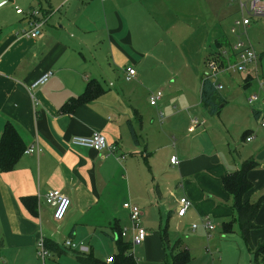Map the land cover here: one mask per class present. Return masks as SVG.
I'll list each match as a JSON object with an SVG mask.
<instances>
[{"label": "crops", "instance_id": "crops-1", "mask_svg": "<svg viewBox=\"0 0 264 264\" xmlns=\"http://www.w3.org/2000/svg\"><path fill=\"white\" fill-rule=\"evenodd\" d=\"M65 1L69 2V12L73 4L78 7L72 19L57 27L44 25L50 13L44 9V23L37 38L23 36L28 26L25 16L15 12L16 20L6 19L5 5L15 3L6 0L0 5V137L9 121L19 134L23 151L35 143L41 148L39 154L22 151L10 170L0 169V259L11 264H43L51 256V249L42 259L37 254V240L59 244V238L66 234V239L72 240L78 225L99 226L105 218L109 225L114 221L113 228L122 237L120 222H130L122 205L129 202L141 207L142 226L148 213L158 211L168 218L198 220L208 233L217 227L223 235H233L241 247L235 252V264H251L254 254L240 238L233 198L222 178L252 158L257 165L246 173L252 187L242 200L253 202L264 195V126L247 131L245 137L253 138L236 162L230 142L228 150L221 149L215 139H201L199 131L189 135L200 124L196 121L189 125L190 111L197 102L172 108L163 102L158 104L162 93L151 116L138 109L123 87L100 81L102 76L116 79L117 57H129L130 49L142 58L158 61L152 51L143 48L164 37L176 39L180 30L192 26L191 15L198 12L199 2L207 6L210 0H195L196 6L194 0ZM69 30L77 38L68 35ZM222 36L227 38L224 34L219 38ZM45 70H52L53 76L31 90L30 83ZM129 80L147 93L137 72ZM89 82L100 90L99 94L71 109H61L71 98L83 94ZM200 88L201 81L198 105L207 111L200 101ZM262 111L263 105L252 109L259 119ZM181 116L189 120L187 132L182 134L172 124ZM95 131L105 136L108 146H114L113 151L71 143L72 137L89 136ZM172 132H177L178 138L171 148L166 138ZM171 156H176L177 164L170 162ZM51 189L61 191L70 200L61 221L53 219V207L45 201ZM181 197H187L191 206L183 216H177ZM205 217L211 220L213 230L204 226ZM254 221L258 228L249 232V238L255 246L264 239V200ZM193 225L196 227L192 229H197L198 225ZM125 229L126 233L132 232L131 228ZM153 238L162 243V233L154 236L147 230L143 244L149 247ZM84 252L88 253L86 247ZM255 257L264 263V250Z\"/></svg>", "mask_w": 264, "mask_h": 264}, {"label": "rangeland", "instance_id": "rangeland-1", "mask_svg": "<svg viewBox=\"0 0 264 264\" xmlns=\"http://www.w3.org/2000/svg\"><path fill=\"white\" fill-rule=\"evenodd\" d=\"M11 1L24 10L30 6L35 7L40 10L41 15L44 9L50 10L44 25L48 23V25L56 27L67 19L71 20L73 10L78 9L73 6L76 4H73L70 6L71 11L69 12L67 9L69 2L65 0ZM236 2L237 0H210L207 2V6H202L199 2L198 12L191 15L192 26H185L180 30L176 39L164 37L163 41L153 42L149 47L143 48L144 51H152L158 61L142 58L130 49L129 57H117L118 74L116 79L114 77L103 79L104 76H102L100 81L103 84L112 82L118 87H123L130 92L129 95L131 94L130 96L138 109L141 112H148L151 116L155 113V106L149 104V96L158 90L163 93V98L158 101V104L163 102L172 108L174 105L179 108L188 102H197L193 110L190 111V115L192 120L196 119L197 124H200L196 131L189 132V135L199 131L201 139L207 140V137L211 140L215 139L214 142L220 145L218 148L221 149L228 150L227 141L230 142V153L238 162L242 153H245L249 147V143L244 141L247 131L261 127L259 118L253 115L252 109L262 108L263 103L261 100L250 103L248 98L253 94H258L261 98L262 90H260L258 79L254 75L246 76V72L220 73L214 78L208 65L210 58L215 57L221 50L215 43L217 37L219 38L222 34L226 35L231 45L239 35H242L246 43H250L253 49L261 54L258 73L264 77V16L253 17L246 28V33L243 34V28L238 27L236 34H231L230 28L233 22L236 19H241ZM192 3L193 6L197 4L195 0ZM15 4L13 6L5 5L6 19L16 20ZM228 4L230 5L228 6ZM204 9H209V11L203 13ZM68 35L77 38L72 30H69ZM127 66L134 68L138 77L140 75V81L147 91L146 94L141 89H137L133 82L126 80L124 70ZM207 76L222 84L219 92L224 99V106L220 108L219 113L210 114L198 105L200 78ZM164 115H166L165 112H163ZM188 122L189 120L186 122V119L181 116L173 120L172 124L182 134L187 132ZM191 122L189 125L192 124ZM177 138V132H172L166 138L171 148L174 147L172 143H176ZM142 222L150 235L155 236L158 232H166L169 248L178 241L174 250L178 251L180 257L187 258L181 264H235L238 261L235 252L241 250V247L236 237L223 235L217 227L208 233L198 220H178L172 216L168 218L166 214L161 216L158 211L148 213L147 218H144ZM110 223L109 225L105 218L99 226L78 225V233L74 237L71 236V239L79 248L86 247L87 254H92L100 262L106 263L108 257L115 258L118 253L116 244L118 236L116 229L113 228L115 227L114 221L111 220ZM192 223L198 225L197 229H192ZM119 227L123 230L130 229L131 223L120 222ZM66 238L67 234L59 238V245L64 253L58 254L51 250V256L43 264H80L74 257L75 250L65 248L61 244ZM121 238L125 242H131L132 232L129 230ZM152 240L154 241L149 247L145 246L143 242L130 247L129 252L133 253L136 264H172L171 251L167 245L163 241V244H158L156 238ZM0 264L11 263L5 262L2 258Z\"/></svg>", "mask_w": 264, "mask_h": 264}, {"label": "built area", "instance_id": "built-area-1", "mask_svg": "<svg viewBox=\"0 0 264 264\" xmlns=\"http://www.w3.org/2000/svg\"><path fill=\"white\" fill-rule=\"evenodd\" d=\"M5 3L6 0L2 1L0 5ZM237 7L239 13L241 14V19H236L233 22V25L230 28L231 34H236V29L238 27L243 28V34L246 33V28L249 26L253 17L264 16V0H237ZM14 9L17 14L25 16V18L28 20V26L23 31V36L29 38L39 37L41 35V28L44 23L40 14V10L32 6H30L27 10H24L16 4L14 5ZM217 56L218 58H216ZM260 57L261 54H258L250 43H246L242 35H239L238 39L233 42V44H229L228 47L219 50L215 57L210 58L208 65L211 68L212 76L214 78L220 73L231 74L243 72H246V76L252 77L254 75L257 77L258 86L260 90H262V97L260 98L258 94H253L248 98V101L250 103L258 100L262 101L263 111L262 116L259 119V124L260 126H264V77H261V75L258 73ZM124 73L126 79L129 80L135 77L136 72L134 68L127 66L125 67ZM52 76V70H45L30 83V89L32 90L45 84ZM206 78L213 82L217 90L222 88V84L211 79L210 76H207ZM161 97V90L152 92L149 96V103L152 106H155ZM159 117L162 118L161 112L159 113ZM195 123L196 119H193L192 124ZM252 138L253 137L251 135H247L244 140L245 142H249ZM71 143L77 146L92 148L96 151H101L103 149H109V151L114 150V146H108L105 136L99 131H95L89 136H74L71 138ZM23 152L25 154H39L41 152V148L37 143H35L29 147H26ZM170 162L172 164H177L178 160L176 156H171ZM45 201L47 204L53 207V219L55 221H61L70 205L69 198L61 191L51 189L47 191L45 195ZM122 206L127 210L129 220L131 222V230L133 233L131 244L136 245L142 243L147 236V230L140 223V208L129 202H124ZM190 206L191 201L187 197L179 198L178 207L176 209L177 216H183ZM203 224L209 231L214 229V225L208 217L204 218ZM192 227L195 228L196 225H193ZM119 234L124 236L126 234V229L122 230ZM62 245L65 248H70L75 251H85V247L79 248L77 244L70 239H66ZM37 254L42 259L49 255V249L46 247L45 241L42 238L37 240ZM106 261L112 262L113 259L112 257H108Z\"/></svg>", "mask_w": 264, "mask_h": 264}, {"label": "trees", "instance_id": "trees-1", "mask_svg": "<svg viewBox=\"0 0 264 264\" xmlns=\"http://www.w3.org/2000/svg\"><path fill=\"white\" fill-rule=\"evenodd\" d=\"M215 43L219 46V49H224L229 46V41L225 37H220L215 40ZM201 88H200V101L203 107L210 113H219L220 108L224 106V99L221 96L219 90H217L213 82L206 78L201 77ZM92 82L87 83L85 91L78 97L71 98L67 103H65L61 109L73 108L77 104H82L96 96L100 93V90L96 89ZM133 133V138L136 140L135 134ZM23 151L21 139L18 132L11 122H6L3 127V131L0 137V169L3 171L10 170L14 162L20 156ZM256 162L252 159H246L241 162L239 169L225 175L222 178L224 187L230 193L233 198V208L237 212V222L240 229L241 238L248 250L254 254V259L251 264H264L257 261L255 257L264 250V239L258 242L255 246L252 244L249 238V232L258 225L255 224V215L261 206L264 195L261 196L256 201H246L242 200L243 194L252 187V183L247 179L246 173L250 169L256 166ZM28 199H25V201ZM226 227H224L225 229ZM228 229H225L227 231ZM162 241L169 248L168 240L165 232H162ZM178 242V241H177ZM177 242L169 248L171 251L172 264H181L186 261V257H180V254L175 252ZM118 253L115 258L112 257L113 261L109 264H136L133 253H130L131 242H125L119 236L116 240ZM45 245L48 249L56 251L57 253H64L58 243L52 241H45ZM75 258L81 264H107L100 262L92 254H86L85 252L74 251ZM182 255V254H181Z\"/></svg>", "mask_w": 264, "mask_h": 264}]
</instances>
